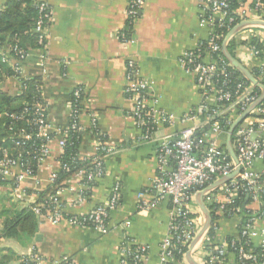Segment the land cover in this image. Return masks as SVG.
<instances>
[{
  "label": "crops",
  "instance_id": "obj_1",
  "mask_svg": "<svg viewBox=\"0 0 264 264\" xmlns=\"http://www.w3.org/2000/svg\"><path fill=\"white\" fill-rule=\"evenodd\" d=\"M7 1L0 0V10ZM251 1L247 0V4ZM127 6L128 0H49L51 22L45 46L46 59L41 62L38 53L31 51L20 64L26 76L42 80L41 99L48 120L45 135L49 137V155L39 163L34 176L24 177L16 186L12 185V178H6L4 185L0 184V199L10 194L21 206L5 207L0 203L1 228L6 216L37 203L39 194L51 186L52 176L61 168L62 133L70 124L71 95L81 88L79 124L84 131L78 158L88 162L96 153V139L90 128L92 116L96 119V130L105 136L110 152L103 159L105 171L101 178L93 184L87 182V164L62 183L59 198L65 217L85 215L104 205L112 189L118 186L119 204L109 213L106 231L73 227L66 222L53 225L45 217L39 218L33 238L0 239V261L19 264L32 250L39 258L37 264H56L64 256L74 264H120V246L125 239H130L135 245L147 248L141 264H159V246L168 232L171 206L168 198L159 200L152 188L157 176L158 146L192 125L199 127L196 140L206 143L202 147L199 142L203 150L215 137L204 117L192 123L184 120L202 99L194 77L186 74L179 63L184 52L195 49L207 39L210 26L200 23L202 16L196 0H143L139 17L130 32L135 42L123 44L119 33L126 26ZM251 37H256L264 48V28L240 30L233 37V57L252 74L264 67V49L259 50L258 57L253 56L251 46L247 44ZM129 61L148 84L158 110L169 118L156 126L151 138L145 142L140 139L142 132L131 115L133 104L125 93ZM0 88L13 92L18 84L7 79L0 83ZM207 103L212 104L211 98ZM228 111L234 109L225 112ZM235 112L230 117L232 122L239 116ZM226 135L223 130L216 138L225 149ZM11 171L13 176L19 172L17 169ZM217 196L218 200L226 198L221 188L217 190ZM203 201L210 214L215 216L216 236L236 239L239 227L246 221L244 217L214 212V204ZM147 204L151 206L146 208ZM244 207L258 214L255 231H264V206L245 201ZM3 208L8 210H1ZM190 209L199 230L204 216L196 204V197ZM3 211L5 213H1ZM204 237L192 252L193 259L199 264L207 256L202 249ZM258 240V236L254 237L252 243L257 244ZM187 251L181 264H189ZM226 264H234L231 256Z\"/></svg>",
  "mask_w": 264,
  "mask_h": 264
},
{
  "label": "built area",
  "instance_id": "obj_2",
  "mask_svg": "<svg viewBox=\"0 0 264 264\" xmlns=\"http://www.w3.org/2000/svg\"><path fill=\"white\" fill-rule=\"evenodd\" d=\"M30 1L37 12L32 28V31L37 35L36 48L19 44L17 38L11 44L0 42V57L3 63L7 61L10 51L15 55L12 67L15 77L7 79L17 82L19 90H21L20 81L30 78L24 74L23 68L20 66L29 52L36 51L41 62L46 59L45 46L51 22L49 0ZM196 1L202 16L200 23L210 26V32L205 41L199 43L195 49L184 52L179 59L182 70L194 77L202 99V102L184 117V120L192 123L197 118L204 117L210 124L215 137L210 139L206 149L203 150L196 140L199 127L192 125L183 128L175 138L163 140L158 146L156 153L157 176L153 181L152 188L157 193L159 200L168 198L171 206L168 232L162 238L159 246V264H181L185 250H188L198 232L195 217L189 216L192 212L191 205L196 195L212 183L228 178L221 186L217 187L224 190L226 198L217 199V188H213L203 195L205 202L214 204V212L218 211L226 216L240 214L241 209L236 206L238 194H246L250 204L264 206V105L260 104L253 110L233 133L232 146L236 164L216 139L223 132L219 122L222 114L226 110L235 109L240 115L259 96L253 91L255 88L243 78L230 88L231 78L236 72L221 53L222 43L227 34L239 24L247 21H264V6L261 5V0H252L250 4H247V0L239 1L236 9H232L231 0ZM142 5L143 0H128L126 26L119 33V39L123 44L135 42L130 36V32L139 17ZM254 27L263 28L260 26L247 28ZM247 28L240 30L244 31ZM219 30H226V35H218L217 31ZM249 49L253 56H259L260 51L257 48L251 46ZM258 76L264 77V67L259 68ZM126 80L125 93L133 104L131 115L136 127L142 132L141 141L145 142L151 138L154 128L169 118L158 110L148 84L140 77L131 61L127 63ZM82 98L81 88L73 91L69 103L70 124L62 133L63 148L69 132L82 133L84 131L79 124ZM210 98L212 104L207 103ZM24 113L31 115L27 124L31 126L32 133L23 130L11 132L7 139L12 148H4L1 151L0 177L3 181L6 178H12L14 184L20 182L24 177L34 176L33 164L36 165L37 170L39 163L49 155L47 148L49 137L45 135L48 120L43 103L36 102L32 109L25 108L21 116H12V118L23 119ZM90 121L92 133L96 132L93 133L96 139V153L86 169L85 179L92 184L104 175L103 159L110 152V148L105 136L96 130L94 116ZM10 130L12 129L10 128ZM28 142L31 143L26 148ZM256 164L257 166H255ZM12 169H17L18 174L13 176ZM236 169L238 173L233 175ZM55 175L52 176L51 182ZM138 197L142 198V194H139ZM118 204L119 188L115 186L104 205L98 206L85 215L65 217L62 213V202L58 189L55 194L46 196L34 204L31 211L40 218L45 217L53 225L66 222L73 227L92 228L105 232L109 213L116 209ZM149 206L151 205L147 204L145 207ZM246 210L249 209L246 208ZM258 220L259 217L254 215L242 223L239 227L238 237L234 241L246 240V243L261 252L262 259L259 262L257 255L253 254L251 250L245 251L240 247L237 250L239 261L249 259L256 264H264V231L258 233L255 231ZM257 236L258 243L253 244L252 238ZM235 242L231 247H234ZM227 251L226 244H218L215 254L210 255V263L226 264L229 256H227ZM120 253V264H141L146 256L147 248L135 245L130 239H125L120 246ZM179 255L182 257L181 260L177 259ZM23 261L26 264H37L39 258L30 250ZM56 264L74 263L70 258L64 256Z\"/></svg>",
  "mask_w": 264,
  "mask_h": 264
},
{
  "label": "trees",
  "instance_id": "obj_3",
  "mask_svg": "<svg viewBox=\"0 0 264 264\" xmlns=\"http://www.w3.org/2000/svg\"><path fill=\"white\" fill-rule=\"evenodd\" d=\"M239 1L244 0H231L230 5L232 9H236ZM256 1V0H253ZM261 5L264 6V0H261ZM37 12L30 0H8L4 7L0 10V42H5L11 44L14 42L15 38L18 39V43L29 48H36L37 35L32 31L33 23L36 18ZM218 35H226V30L217 31ZM247 44L254 46L257 50L263 51V45L258 41L256 37H251ZM228 51L233 56L234 39L232 38L228 43ZM8 59L6 62L1 61L0 57V81H4L7 78L15 77L12 67L15 55L13 52H9ZM253 76L259 80V71L252 72ZM242 77L235 73L231 78L229 84L230 88L234 87L238 81H241ZM259 82L264 86V78L260 79ZM21 90L19 87L13 92L8 89L0 88V159L2 157V149L12 148L7 137L11 132L23 130L27 133H32V128L27 124V120L31 118V115H26L24 113V118L17 120L12 118V116H21L25 108L32 109L34 104L43 103L41 99L40 86L42 85V80L40 78H28L20 81ZM19 86V85H18ZM255 93L259 94L258 89L253 90ZM264 105V100L261 103ZM234 111H236L234 109ZM234 111H228L222 114L220 117V125L222 129L227 132L232 120L231 114ZM237 113V112H235ZM10 128L12 130H10ZM83 133V132H82ZM82 133H72L67 134L66 143L64 144L63 154L61 156V168L59 172L55 175L51 186L44 192L39 194V199L37 203L43 200L46 196L53 195L58 189L61 188L62 183L69 177L74 175L83 169L88 162H83L78 158V147L81 141ZM93 133H96L93 131ZM234 140V137H232ZM198 141V140H197ZM199 139L198 142H200ZM28 142L26 148L30 145ZM201 146H205L206 143L201 141ZM33 171L36 173V165L33 164ZM6 182L0 177V184L4 185ZM14 186V182H11ZM93 184V183H92ZM249 200L246 194H239L236 200V206L240 208V215L244 217V221L249 219L251 216H257L258 214L253 213L250 210L242 208V204ZM36 204V203H35ZM34 205V204H33ZM32 205V206H33ZM22 209L15 212L9 216H6L2 221V227L0 228V239L1 238H18L19 236H24L25 238H33L38 226V219L40 217L36 216L32 211L31 207ZM8 210V209H1ZM5 213V211L1 212ZM191 218L195 217L193 212L189 215ZM212 223L207 233L205 234L204 240L202 242V249L207 252V256L204 257L202 264H211L210 255L215 254L218 248V244H226L228 247L227 256L232 257L234 264H256L249 259H242L239 261L237 250L242 247L245 251L251 250L253 254L257 255V260L260 262L262 259L261 252L258 249L253 248L251 245L246 243V240L241 239L239 242H235L231 237L219 238L215 233V216L211 215ZM234 243V247L232 243ZM186 253V250H185ZM178 260L182 257L177 256ZM0 264H10L5 261H0ZM19 264H26L23 259H21Z\"/></svg>",
  "mask_w": 264,
  "mask_h": 264
},
{
  "label": "water",
  "instance_id": "obj_4",
  "mask_svg": "<svg viewBox=\"0 0 264 264\" xmlns=\"http://www.w3.org/2000/svg\"><path fill=\"white\" fill-rule=\"evenodd\" d=\"M247 26H260L264 28V21H247L244 23L239 24L238 26H236L235 28H233L226 36L225 40L222 43L221 46V53L223 55V57L226 59V61H228V63L231 65V67L235 70L236 73H238L249 85H251L253 88H256L259 90V96L257 98V100L251 104L249 107H247L229 126L228 130H227V135H226V150L228 152V154L230 155V157L232 158V160L234 161V163L236 164V156L233 150V146H232V136L233 133L235 131V129L245 120L249 117V115L251 114V112L253 110H255L264 100V86L259 83L256 78L251 74V72H249L239 61H237L228 51V43L230 41V39L242 28L247 27ZM238 170L236 169L233 172L234 174H237ZM228 180V178H224L221 181H216L214 184H212L211 186H208L207 188H205L204 190L200 191L197 196H196V204L198 206V208L200 209L201 213L204 216V222L203 225L200 227V229L198 230L194 240L191 242L187 254H186V258L189 264H199L197 263L193 257H192V252L193 249L195 247V245L205 236V234L207 233L208 229L211 226L212 223V219H211V214L209 212V210L207 209V207L204 204L203 201V195L210 191L211 189H213L214 187L218 186L222 181H226Z\"/></svg>",
  "mask_w": 264,
  "mask_h": 264
},
{
  "label": "rangeland",
  "instance_id": "obj_5",
  "mask_svg": "<svg viewBox=\"0 0 264 264\" xmlns=\"http://www.w3.org/2000/svg\"><path fill=\"white\" fill-rule=\"evenodd\" d=\"M0 203L4 205L5 207H12L16 206L15 208H21V206L18 204V201L14 200V197L10 194H7L0 199Z\"/></svg>",
  "mask_w": 264,
  "mask_h": 264
}]
</instances>
